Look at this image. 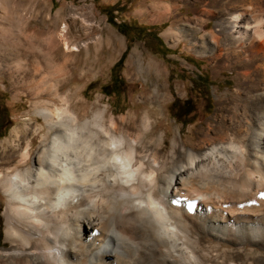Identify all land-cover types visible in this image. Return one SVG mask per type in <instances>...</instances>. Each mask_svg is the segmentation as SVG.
<instances>
[{
    "label": "bare ground",
    "instance_id": "1",
    "mask_svg": "<svg viewBox=\"0 0 264 264\" xmlns=\"http://www.w3.org/2000/svg\"><path fill=\"white\" fill-rule=\"evenodd\" d=\"M251 1L217 5L225 17L209 33L211 46L197 53L214 56L219 36H229L223 56L237 64L235 88L223 93L226 104H218L188 145L175 139L167 145L165 131L157 134L159 112L168 100L158 62L146 58L140 64L135 53L128 58L129 71L144 70L142 87L149 86L138 98L142 110L115 117L99 98L93 103L79 99L77 87L64 96L59 91L80 80L82 71L103 70L116 57L120 40L109 32L92 57L67 61L56 41L69 52L85 43H74L70 28L56 30L63 13L58 11L39 22L38 44L27 40L34 51L26 52L18 44L25 36L17 17L12 61L43 59L39 37L49 31L54 38L50 61L61 63L44 78L45 89L29 83L32 99H47L32 105V114L44 123L36 127L42 131L37 150L30 152L29 139L10 143L14 152L2 153L3 242L8 247L0 249V264H205L195 256L207 237L229 242L236 251L264 244V19L254 17L251 26L245 22ZM0 3L11 6L10 0ZM69 17L79 19L83 32L91 26L81 14ZM175 35L168 29L163 37ZM227 261L220 253L209 263L232 264Z\"/></svg>",
    "mask_w": 264,
    "mask_h": 264
},
{
    "label": "rangeland",
    "instance_id": "2",
    "mask_svg": "<svg viewBox=\"0 0 264 264\" xmlns=\"http://www.w3.org/2000/svg\"><path fill=\"white\" fill-rule=\"evenodd\" d=\"M224 1L236 5L238 3V0H10L11 6L9 7L0 3V122L2 121L3 127H7L5 133H2L3 127L0 130L2 135L0 137V163L3 151L14 152V149L11 148L13 144L10 143H16V141L22 143L24 140L30 139L32 140L30 152L33 153L37 150L42 131H38L36 127L43 126L44 123L40 116L32 114V105L47 99H32L35 90L31 87L38 83V88L45 89L48 86V81L45 79L47 83L44 85L41 82L45 81L44 78L47 76L52 77L50 75L52 71H55V68H52L55 63L56 65L61 63V61H50L53 54L52 39L54 38L48 34L49 31L39 37L42 41V45L39 44V46L43 59L28 58L20 59L18 62L12 61L10 56L11 36L14 32L13 25L19 21L17 17H20L19 27L23 28V35L27 37H22L23 40L18 44L26 52L34 51L29 47L30 44L33 42L38 44L36 30L41 25L39 22L44 18L55 17V13L58 11H63V13L57 17L56 30L59 31L63 26H65V30L70 28L72 41L78 42V44L85 43V47H79L78 52H69L63 50L60 42L56 41L55 45L67 61L73 59L81 61L92 57L102 49L104 39L109 32L120 40L121 47L116 57L103 70L93 68L89 72L82 71L80 80L69 83L59 91V95L64 96L69 88L77 87L79 99L93 103L99 98L100 104L107 107V113L111 112L115 117L123 116L129 111L142 110L144 104L138 98L140 93L148 89L149 86L148 83L142 87V83L147 80L144 70L134 73L129 71L128 58L135 53L140 58V64H145L146 58L158 62L164 69V89L168 94V100L159 112L161 128L157 134L163 135V131H165L164 139L167 145L171 143L172 139L177 142L182 140L188 145V141H192L194 138L195 130L198 131L205 126V122L212 117L218 104H226L222 99L223 93H230L235 88L237 72L235 65L237 64H230L223 56L225 53L224 43L230 39L229 36H219L220 39H218L221 41L214 50V56L197 53L202 47L211 46L209 33H213L217 29L215 26L225 17L219 12L217 5H221ZM256 1L258 0L251 1L249 7L247 6L245 9L248 14L243 15L245 22L250 26L254 24V17L264 19V0H260L259 4H255ZM156 3L159 5L157 9H144V7ZM108 8H112L114 11L106 14L105 11ZM74 13L81 14L86 23L91 25L86 32L80 29L79 19L71 22L72 19L69 16ZM110 15L115 24H125L126 35L121 34L108 23ZM22 17L23 19H21ZM28 24L30 26H27ZM140 27L154 28L161 44L169 52L161 49L160 44ZM168 29H172L176 33L174 38L163 37ZM188 33L192 34L191 37L186 36ZM186 38H188V42ZM27 40L32 43H27ZM123 52L125 55L122 65L111 72L112 66L119 60ZM250 54L253 53L250 52ZM45 66H48V70L44 69ZM38 73L40 75L33 79L31 74ZM111 77L121 80L122 83L111 86ZM102 88L105 89L104 92L111 95L105 96ZM111 92H115V94ZM175 99L180 102L188 100V110H192V114L185 119L188 120L185 127L174 116L172 102ZM229 101L230 105L237 102L234 99ZM248 103L252 107L258 105V102L255 101L248 100ZM224 115H228V112H224ZM2 167L0 164V168ZM3 208L4 200L0 193V249L8 247V244L3 242ZM100 234L98 233L96 236L100 237ZM202 245L200 247L203 250L202 253L195 257L205 264H210L209 260L215 254L220 253L225 258L228 257L227 262L232 264H264V244L256 247L245 246L240 251L237 249L239 251L237 252L231 243L220 244L207 237Z\"/></svg>",
    "mask_w": 264,
    "mask_h": 264
},
{
    "label": "trees",
    "instance_id": "3",
    "mask_svg": "<svg viewBox=\"0 0 264 264\" xmlns=\"http://www.w3.org/2000/svg\"><path fill=\"white\" fill-rule=\"evenodd\" d=\"M112 11H114L112 8H108L105 13L109 14ZM108 23L111 24L112 26H114L121 34L126 35V31L124 30L125 24H115V22L113 21V17L110 15L108 17ZM133 27V26H130ZM141 29H143L145 32H147L148 35H150L156 42H158L160 44L161 49H164L165 51L169 52V50H167L162 44H161V40L157 37V34H155L154 32V28H145V27H140ZM124 55L125 52L122 53V55L120 56L119 60L112 66L111 68V72L116 70L117 68H119L122 65L123 59H124ZM122 81L121 80H116L115 78L111 77V83L110 85L113 86L115 84H121ZM105 88V87H104ZM104 88H102L103 90V94L105 96H109L111 95L110 93H106L104 92ZM114 93L115 92H111ZM172 109H174V116L177 119V121H179L182 126H186L188 124V120H185L187 116H189L190 114H192V110L190 111V109L188 110V100L184 101V102H180L178 99H175L172 102ZM3 127V123L2 121L0 122V130ZM7 130V127L4 126L3 127V132L5 133V131ZM1 132H0V137H1Z\"/></svg>",
    "mask_w": 264,
    "mask_h": 264
},
{
    "label": "snow or ice",
    "instance_id": "4",
    "mask_svg": "<svg viewBox=\"0 0 264 264\" xmlns=\"http://www.w3.org/2000/svg\"><path fill=\"white\" fill-rule=\"evenodd\" d=\"M262 195V198H264V194H261Z\"/></svg>",
    "mask_w": 264,
    "mask_h": 264
}]
</instances>
